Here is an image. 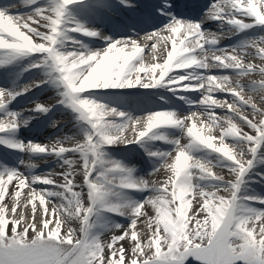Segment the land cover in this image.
I'll list each match as a JSON object with an SVG mask.
<instances>
[{
  "label": "snow or ice",
  "instance_id": "1",
  "mask_svg": "<svg viewBox=\"0 0 264 264\" xmlns=\"http://www.w3.org/2000/svg\"><path fill=\"white\" fill-rule=\"evenodd\" d=\"M118 4L137 10L135 0ZM115 8L112 0L0 3L3 78L29 57L35 59L25 71L42 69L46 77L32 85L0 87V145L30 157L27 163L0 157V264H187L189 259L264 264V195L248 191L260 182L256 176L264 180V172L251 175L264 164V109L253 99L259 93L264 103V67L245 62L246 57L264 61V0L208 4L198 18L180 14L179 0H155L143 19L156 16L164 22L142 33L154 41L150 45L135 39L142 34L134 29L132 35L113 38L79 19L103 20ZM210 22L221 25V33L226 24L238 41L221 47V35L205 27ZM80 37L103 40L105 46L90 48ZM146 51L152 62H146ZM212 68L237 79L205 74ZM257 73L261 79L241 82ZM42 84L54 87L55 104L74 114L81 138L72 147L64 146L69 137L51 145L19 138L22 128L54 107L44 101L22 110L13 106L17 97ZM128 89H164L189 114L163 107L136 115L93 95ZM217 92L225 94L223 101L214 98ZM159 99L167 103L164 95ZM194 106L207 114L208 123L191 112ZM216 108L225 116L218 117ZM248 109L252 118L243 114ZM160 142L171 147H148ZM121 145L144 148L155 162L146 176L110 153ZM48 157H55L62 171L36 172L34 160ZM161 167L165 178L152 179ZM217 168L230 178L213 171ZM105 214L125 223L107 222ZM73 220L79 228L71 226ZM141 220L143 237L137 227ZM105 232L112 233L110 239H103Z\"/></svg>",
  "mask_w": 264,
  "mask_h": 264
},
{
  "label": "bare ground",
  "instance_id": "2",
  "mask_svg": "<svg viewBox=\"0 0 264 264\" xmlns=\"http://www.w3.org/2000/svg\"><path fill=\"white\" fill-rule=\"evenodd\" d=\"M13 1L15 2V0H11V2H13ZM4 2H6V0H0V3H4ZM42 2H43V0H42ZM216 2H219V3L223 4V0H217ZM245 22H249V21L246 20ZM159 26L160 25H157V26H154V27H159ZM220 26L221 25H219L218 23H213V24H211L209 26H206V28L210 29V31L212 30L211 32H218V31L221 32ZM152 28L153 27H151V28H149L147 30L146 29H141V30H137L136 32L142 34L143 32H146V31L150 32ZM224 29L227 30V25L226 24L224 25ZM132 34H122V35H120V34L116 33L113 36V38H118L120 36H126V35H132ZM256 34L259 35L260 33H256ZM241 35H244V34H241ZM232 36H233V34H232ZM134 38L137 39L138 41H140L141 44L150 45L151 43L154 42V41L148 40L146 38V36H144L143 34L142 35H137ZM238 39H239L238 37H235L228 44L236 43L238 41ZM160 43H161V45L163 44L162 41ZM219 43H221V42H219ZM88 46L90 48H93V49H100V48H103L105 46V42L102 41V42H99V43H92V44H90ZM169 46H170V44H169ZM261 46L264 47V45H261ZM249 51H252V49H249ZM163 53H164V49L158 45L157 56L161 57V59H162L163 58L162 57ZM144 55H145V60L150 59V61H152V53L150 51H146ZM33 59H35V58L34 57H29V58H25V59H22V60L18 61L15 65H13L11 67V72H16L17 70L20 71L17 74L16 77L24 76L22 78V80H24V81H29L30 79H34V78L38 79L40 77H43V79H45L46 77H45V74H44V70H42V69H33L31 71H25L23 69L24 67H27V65ZM249 61L255 63L259 67H264V61H261L258 58L246 57L245 62H249ZM217 71L218 72H214L217 75H230L233 81H235L237 79V77L233 73H231L230 71L229 72H224V71H221L219 69H217ZM247 78L249 80H259V79H261V76L257 73V74H254L252 77H247ZM245 84H247V83H245ZM111 91L112 90H108L106 92L93 93V95H96L97 97L105 98L104 95L107 94V93H110ZM140 92L142 94H147L144 90L143 91L140 90ZM38 95H40L38 98H40V100H42L44 102H47V103L48 102H54L53 105L55 107L53 109V113L52 114L40 117L39 120L36 123V130L35 131H37V130L46 131L47 127L50 126V132L45 134V136H40L42 138L39 139V142L51 145V143L57 138L69 137V139L65 140L64 146L65 147H72L75 144L76 140L81 138L80 134H79L80 127L76 124V121L74 119V114L70 110L64 108L63 106L55 104L56 99H58L57 90L54 87H52L50 84H44L43 88L40 89L39 91H37L36 94H34V96H38ZM130 95L131 94H125V95L122 96V99L123 100L124 99H128V98L131 97ZM158 95L161 96L162 94H157V95L155 94L154 97H157ZM213 95H214V97H220V98H224L225 99V94L224 93L217 92V93H215ZM249 95H250V93L247 90H245L244 96H245L246 99L248 98ZM191 96L198 97V94L196 93V94L191 95ZM227 99H228V102H232L231 96H228ZM253 99H254V102L256 103L257 107L264 109V103L260 102V94L259 93L253 94ZM117 106L120 107L119 105H117ZM156 109H159V108L154 106V107H149L147 109H136V110H133V112L136 115H141L144 112L153 111V110H156ZM191 112H195L200 117V120H203L206 123L209 122L208 119H207V114L203 113L201 108L194 106V107L191 108ZM187 113L189 114V109H187ZM215 114L218 117L222 118V117L225 116V111H224V109L216 108L215 109ZM243 114H246L247 116H249V118H252V115H253L251 109H248V110L244 111ZM62 115L69 116L70 117L69 121L65 122V123H62V124L58 123L56 127H52L51 126L52 125V121L54 122L55 120H57ZM200 120H197V122L200 123ZM34 122H36V121H34ZM236 123L238 124V126L243 127V125H240L239 121H236ZM244 130L247 131L246 128ZM213 131H214V134H218L219 129H214ZM34 135L36 136L37 133L35 132ZM37 137H39V136H37ZM216 142L218 143V141H216ZM227 142L231 143L230 141H227ZM122 149H125V147L122 148ZM109 151H110V153L113 156L116 157L118 149L109 150ZM127 154L131 155L130 152H128ZM133 158H134V156H133ZM210 158L214 159V157H210ZM117 159H119V158H117ZM132 161H134L132 158H128L126 160V162H132ZM152 167H153V165L151 167H147V166L144 167V168H146V171H145L146 173L143 174V175H141V174L140 175L141 176H146V174L151 171ZM258 169H263L262 172H264V164H260L256 169H254V171H253V173L251 175L255 176V173L258 171ZM21 170L22 171H27V169L24 168V167L21 168ZM45 170H46L45 172H48V171L60 172V171H62V169L59 167V165L55 162V159L50 164V166H48ZM213 171L225 175L226 178H230L226 170H221V169L217 168V169H214ZM165 175H166L165 169L163 167H161L159 169V171H157L151 178L155 179L157 181H162L165 178ZM255 179L259 180L260 182L259 183L250 184V187L248 189L249 192L261 191L260 188H259V184L263 183V180H260V178L258 176H256ZM79 182H80V178L77 177V183H79ZM27 191H28V189L22 190V197H23L24 193H26ZM221 194H224V193H221ZM257 194L264 195L263 193H257ZM6 200H7V197H6ZM192 203H193V205H195V201H193ZM52 206L53 205L50 204L49 208H51ZM256 206L258 207V205H256ZM190 214H191V209H190ZM199 218L202 219L203 218L202 215ZM104 219L107 222L125 223L124 218L123 217H119V216L110 217L107 214H105ZM70 224H71L72 227L79 228V222H77L75 220L71 221ZM190 226H192V225H190ZM137 227H138V231L141 232V236L143 237L144 231L146 229H145V224L143 223L142 220L140 222H138V226ZM111 234H112L111 232H105L104 235H103V239L104 240L110 239ZM124 245H125V248H127L128 245H129V242L125 241Z\"/></svg>",
  "mask_w": 264,
  "mask_h": 264
},
{
  "label": "rangeland",
  "instance_id": "3",
  "mask_svg": "<svg viewBox=\"0 0 264 264\" xmlns=\"http://www.w3.org/2000/svg\"><path fill=\"white\" fill-rule=\"evenodd\" d=\"M150 62H152V61H150ZM223 116V115H222ZM198 123V122H197ZM199 124V123H198ZM50 205V204H49ZM119 232H117L116 234H118ZM187 262H189V261H187Z\"/></svg>",
  "mask_w": 264,
  "mask_h": 264
}]
</instances>
